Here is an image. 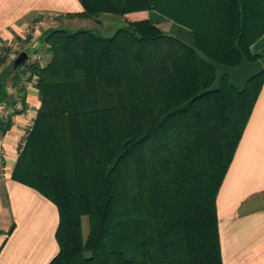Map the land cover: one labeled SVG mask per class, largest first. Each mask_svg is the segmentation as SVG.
<instances>
[{
    "label": "trees",
    "instance_id": "16d2710c",
    "mask_svg": "<svg viewBox=\"0 0 264 264\" xmlns=\"http://www.w3.org/2000/svg\"><path fill=\"white\" fill-rule=\"evenodd\" d=\"M81 2L83 17L147 15L128 17L110 36L49 27L46 62L27 59L12 70L13 86L24 65L39 92L12 177L58 207L59 251L49 264H223L216 197L264 72L243 93L225 76L218 91L200 94L217 69L162 30L153 13L210 57L237 65L240 51L264 59V49L251 50L264 33V0ZM7 69L0 104L12 99ZM21 85L14 99L26 108ZM21 111L0 116V134Z\"/></svg>",
    "mask_w": 264,
    "mask_h": 264
},
{
    "label": "crops",
    "instance_id": "0c3cea01",
    "mask_svg": "<svg viewBox=\"0 0 264 264\" xmlns=\"http://www.w3.org/2000/svg\"><path fill=\"white\" fill-rule=\"evenodd\" d=\"M83 11L81 0H0V55L20 43L29 26L40 34L49 27H95L77 19L100 23L101 17L77 15ZM263 49L264 33L251 45L255 53ZM24 85L25 111L12 114L10 127L0 134L8 155L0 171V264H49L59 251L58 207L12 177L19 142L40 106L35 76ZM11 112L1 117L7 119ZM216 206L223 264H264V84L217 193Z\"/></svg>",
    "mask_w": 264,
    "mask_h": 264
},
{
    "label": "rangeland",
    "instance_id": "374dc122",
    "mask_svg": "<svg viewBox=\"0 0 264 264\" xmlns=\"http://www.w3.org/2000/svg\"><path fill=\"white\" fill-rule=\"evenodd\" d=\"M147 13H143V12H135V14H130L129 16H127L126 18L124 16H120V15H116V14H111V13H102L99 17H101L100 19V23L95 22V20H90V19H82V20H75V22H81L82 24H87L88 26H95L97 27L103 34L110 36L112 34L115 33V31L124 26L126 24L127 18L129 17L130 19H137V18H141L146 16ZM128 18V19H129ZM153 18L154 20L156 19H161V21L158 23V25L162 28V30L169 32L173 35H175L176 37H181L184 39H189V35L187 33H185L179 26H177L176 24H174L170 19L167 18H161V16H159L158 13L154 12L153 13ZM56 18L54 17L53 19V23L55 24ZM58 24V23H57ZM94 27V28H95ZM30 28V32H25V38L21 40L20 43H17L16 46H12V48L9 46L7 48H5L1 55L4 58V61L0 63V68L4 69V68H8V72L11 73L10 76L7 77V82H8V87L10 90V96H11V100L9 102H6V100H3V104H1L2 107H0V116L6 117L5 115H8V111L9 109H13L14 107H16V104L21 103V100H16L14 98H18L20 96V94L22 93L20 91L19 94V86H22L21 84L24 83L26 81V78L29 75L28 70H26V67L23 65L21 66L18 70L17 73L20 76L21 79V84H19V86H13V79H12V75L15 73L14 71H12L13 69H16L11 61L9 59H11V56L9 55V52L12 51L13 53L15 52V58L17 57V55L22 52V51H27L29 54V58H28V62L27 64L31 63L32 61H36V59H34V55L33 53H37V52H44L45 54V59L49 58L50 54H48V47L49 44H47L44 40V31H42L40 34H38L36 32V29L32 26H29ZM70 30H75L77 28H69ZM33 32V33H31ZM35 38L34 41V46H32L31 42H32V38ZM9 60L10 62L7 63ZM12 60V59H11ZM7 61V62H6ZM7 63V64H6ZM25 71V72H24ZM27 71V72H26ZM19 95V96H18ZM14 101V102H13ZM16 101V102H15ZM15 103V104H13ZM15 105V106H14ZM23 105V104H22ZM5 113V114H4ZM83 229H84V233L85 235L88 232V219L86 217L83 218Z\"/></svg>",
    "mask_w": 264,
    "mask_h": 264
},
{
    "label": "water",
    "instance_id": "95a60500",
    "mask_svg": "<svg viewBox=\"0 0 264 264\" xmlns=\"http://www.w3.org/2000/svg\"><path fill=\"white\" fill-rule=\"evenodd\" d=\"M176 38L185 46L193 50L202 60L217 69V74L213 83L201 90L200 94L202 95L209 92L218 91L221 88V82L225 76L229 77L230 84L236 89L238 93H243L246 90L247 84L253 78L264 72V59L252 61L245 53L240 51L241 61L237 65H228L210 57L190 41L181 37ZM236 46L239 49L238 42L236 43ZM28 58L29 54L27 51L20 52L14 59V67L17 68Z\"/></svg>",
    "mask_w": 264,
    "mask_h": 264
},
{
    "label": "built area",
    "instance_id": "2783aa9c",
    "mask_svg": "<svg viewBox=\"0 0 264 264\" xmlns=\"http://www.w3.org/2000/svg\"><path fill=\"white\" fill-rule=\"evenodd\" d=\"M27 32H30V28L27 29ZM31 33H33V32H31ZM31 40H32L31 44H32V46H34L35 38L33 37ZM9 55L12 57L15 56L12 51L9 52ZM44 57H45L44 52H37L34 54V59H36V61L40 62L41 64H44L47 60ZM3 103H1V104H3ZM16 108L21 109L23 112L25 111V108H23V105L21 103L16 104ZM33 125H34V118L29 121L28 128L25 131L22 139L19 142V147L22 148V146L25 144V137L28 134L29 130L33 127ZM7 160H8L7 151L1 142V136H0V171H2L6 167Z\"/></svg>",
    "mask_w": 264,
    "mask_h": 264
}]
</instances>
